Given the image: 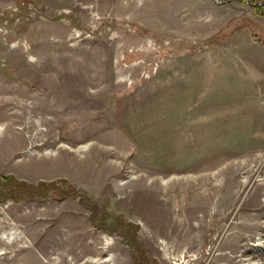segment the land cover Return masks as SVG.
<instances>
[{
  "label": "rangeland",
  "instance_id": "1",
  "mask_svg": "<svg viewBox=\"0 0 264 264\" xmlns=\"http://www.w3.org/2000/svg\"><path fill=\"white\" fill-rule=\"evenodd\" d=\"M0 264H264V0H0Z\"/></svg>",
  "mask_w": 264,
  "mask_h": 264
},
{
  "label": "trees",
  "instance_id": "2",
  "mask_svg": "<svg viewBox=\"0 0 264 264\" xmlns=\"http://www.w3.org/2000/svg\"><path fill=\"white\" fill-rule=\"evenodd\" d=\"M8 181H10V196L14 200H19L24 196L25 193L35 197V198H45L46 196V189L52 188L56 185L54 181L46 182V181H39L37 184L27 183L25 181H16L13 177H7ZM45 192V193H44ZM62 194H66V191H61Z\"/></svg>",
  "mask_w": 264,
  "mask_h": 264
},
{
  "label": "bare ground",
  "instance_id": "3",
  "mask_svg": "<svg viewBox=\"0 0 264 264\" xmlns=\"http://www.w3.org/2000/svg\"><path fill=\"white\" fill-rule=\"evenodd\" d=\"M7 101V100H6ZM9 104V103H8ZM9 107V106H8Z\"/></svg>",
  "mask_w": 264,
  "mask_h": 264
}]
</instances>
